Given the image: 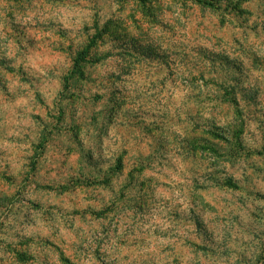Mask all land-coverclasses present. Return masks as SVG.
I'll list each match as a JSON object with an SVG mask.
<instances>
[{
  "label": "clouds",
  "instance_id": "9594fccd",
  "mask_svg": "<svg viewBox=\"0 0 264 264\" xmlns=\"http://www.w3.org/2000/svg\"><path fill=\"white\" fill-rule=\"evenodd\" d=\"M220 2L235 10L226 21L235 43H201L203 20L182 16L174 5L185 27L160 21L166 27L155 29L157 35L167 30L175 39L153 44L155 71L133 79V62L116 59L95 77L106 82L102 91L98 86L104 101L97 106L91 97L68 98L81 95L68 85L76 68L68 45L75 48L85 32L95 36L124 19L118 0H0V173L16 181L15 187L0 181V193L11 197L24 188L12 214L0 217V264H18L11 249L44 264L52 255L46 244L60 249L55 264H264V0ZM111 39L102 49L108 54L145 47L134 29ZM228 93L233 103L225 108ZM241 125L240 168L229 172L232 160L223 172L219 163L211 170L202 165L203 173L191 166L194 154L182 149L196 136L215 129L231 141ZM53 127L65 158L74 154L71 171L45 158L27 176L31 145ZM154 161L157 175L141 180ZM201 176L233 182L243 203L226 207L237 220L215 225L204 219ZM165 177L170 200L145 206L146 184ZM84 182L91 187H77ZM65 184H71L67 199Z\"/></svg>",
  "mask_w": 264,
  "mask_h": 264
},
{
  "label": "rangeland",
  "instance_id": "374dc122",
  "mask_svg": "<svg viewBox=\"0 0 264 264\" xmlns=\"http://www.w3.org/2000/svg\"><path fill=\"white\" fill-rule=\"evenodd\" d=\"M19 3V0H17ZM120 8L118 9L122 15L125 16L116 25L109 24L105 31L101 33L97 31L95 36H90L85 32L81 37L82 42H78L75 48L69 43L68 48L71 55L75 57L74 63L76 65L75 74L71 77L68 82L69 88L72 93L75 92L76 88L80 89V96L75 94L70 95L68 98L79 102L86 97H91L92 101H95L96 105L99 106L103 103L104 97L99 94V90H103V85L106 83L98 78V74L109 72L114 67V61L116 59H127L132 61L135 66V71L132 78L136 79L145 73L154 72L158 63V57L152 58L150 53L152 46L155 42L159 41L162 45H166L167 41L165 36H172L175 39L173 33L165 31V36H159L154 31L155 29L165 28V25L160 23L164 20L169 25H174L179 30L184 28L185 25L181 24L176 18V8L174 5H178L181 10V15L187 17L189 13L193 17H198L203 20L202 24L197 25V28L201 34V43H213L216 41L231 40L235 43L231 37L227 35L229 28L226 21L232 17V13L235 11L230 3L228 5L221 4L220 0H118ZM130 29H134L139 35V42L145 47L136 50L122 51L119 48H114V54H108L102 51L109 43H114L111 37L114 32H128ZM219 29V30H217ZM121 37L117 36L116 40ZM133 43H136L134 40ZM143 53H149L145 56ZM59 55V54H58ZM2 65V62H0ZM264 67V65H261ZM81 68L85 72H91V76H86L81 73ZM73 84L75 85L73 87ZM233 103L231 99V93L225 95L223 100V106L229 107ZM243 104V101L241 102ZM127 107V104L124 105ZM242 115V113H241ZM34 119H38L35 117ZM55 123V119L53 120ZM155 131V129L153 130ZM195 132L199 133V129H194ZM243 132V125L237 130L236 136L231 140H225L222 138L218 131L213 129L210 131H204L202 135L196 136L193 142L187 147L183 148V151H190L194 154V157H189L192 161V167L197 169L200 173L205 171V165L209 170L215 168L216 164L219 163L220 171L223 172L225 160L235 161L233 167L229 168V172H234L236 169L242 166L243 160L245 159L244 153L240 150L239 142L237 137ZM55 134V128L46 129L41 135V138L37 143L31 145L32 157L29 161L30 171L27 176H32L36 169L45 161V158L62 161V167L64 168L65 174L71 171L70 165L74 159V154L69 152L67 158L63 155V149L59 147L57 142L53 139ZM247 139V136H245ZM125 160L128 161V155L125 154ZM157 163L154 161L151 168H145L141 180L144 177H150L157 175L156 169ZM219 174V173H217ZM27 177L25 178L26 182ZM123 179V178H121ZM0 181L5 185L15 187L16 181L4 173H0ZM71 183H76L72 176H69ZM200 184L206 187L201 188L197 186V192L201 199L205 202L204 219L211 221L215 225L226 224L229 222L231 216L233 220L238 218L232 216L231 210L226 207L230 201L237 200V206L243 203L234 195L233 182L231 180H225L223 184L214 181L211 177L205 179L203 176L200 178ZM71 184H65L64 198L67 199L69 192L67 189ZM78 188H90V182H84L77 184ZM24 191L23 186L18 189L15 195L9 197L3 193H0V217L4 220L12 214V205L14 202H18L21 197V192ZM150 193V196H149ZM107 195V193L105 194ZM129 196L134 197L135 193L130 192ZM172 196V192L169 189L167 178H163V182H157L154 184H146L145 186V206L154 204L158 199L162 203H167ZM119 207H126V205H120ZM151 210H155L154 208ZM132 210L127 209V214H131ZM125 213L121 212L117 218H121ZM113 212H108L107 216L112 217ZM253 216H256L253 213ZM79 220V217H77ZM173 219H176L173 217ZM259 220V216H256ZM4 227L3 223H0V229ZM52 251L51 256L44 257V264H55L56 254L60 252V249L54 248L52 245H45ZM15 257L17 258L18 264H33L35 257L30 258L27 252H22L19 249H11ZM67 252V249H65ZM59 264H64L61 259ZM207 264V260H206Z\"/></svg>",
  "mask_w": 264,
  "mask_h": 264
}]
</instances>
